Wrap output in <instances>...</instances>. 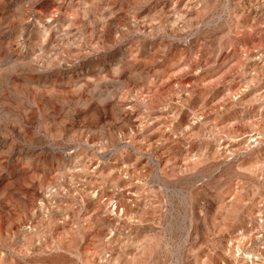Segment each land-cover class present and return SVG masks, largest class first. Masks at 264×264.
<instances>
[{
	"label": "rangeland",
	"instance_id": "374dc122",
	"mask_svg": "<svg viewBox=\"0 0 264 264\" xmlns=\"http://www.w3.org/2000/svg\"><path fill=\"white\" fill-rule=\"evenodd\" d=\"M97 1L0 0V264H264V0Z\"/></svg>",
	"mask_w": 264,
	"mask_h": 264
},
{
	"label": "bare ground",
	"instance_id": "6f19581e",
	"mask_svg": "<svg viewBox=\"0 0 264 264\" xmlns=\"http://www.w3.org/2000/svg\"><path fill=\"white\" fill-rule=\"evenodd\" d=\"M89 1H90V0H89ZM101 1H102V0H101ZM97 2H99V0H98ZM97 2H96V3H97ZM102 2H103V1H102ZM91 3H92V2H91ZM93 4H94V3H93ZM90 6H91V5H90ZM99 6H100V5H99ZM21 7H22V6H21ZM95 9H96V8H95ZM92 11H93V10H92ZM94 11H95V10H94ZM87 12H88V11H87ZM95 12H96V11H95ZM103 24H104V22H103ZM8 42H9V41H8ZM11 42H12V41H11ZM79 53H80V52H79ZM16 63H17V62H16ZM28 63H29V62H28ZM28 63H27V64H28ZM23 64H24V63H23ZM19 65H20V64H18V66H19ZM24 65H25V64H24ZM67 65H68V64H67ZM10 66H11V65H10ZM12 66H13V65H12ZM16 66H17V65H16ZM20 66H21V65H20ZM62 66H63V65H62ZM24 68H25V67H24ZM7 69H8V68H7ZM2 74H4V73L2 72ZM0 75H1V74H0ZM6 78H7V77H6ZM6 78H5V79H6ZM73 86H74V85H73ZM37 87H39V86H37ZM39 88H41V87H39ZM4 118H5V117H4ZM177 126H178V125H177ZM121 201H122V199H121ZM253 213H254V212H253ZM245 228H246V227H245ZM258 229H260V227H259ZM258 229H257V230H258ZM242 231H243V230H242ZM238 232H239V231H238ZM240 232H241V231H240ZM244 237H245V236H244ZM247 238H248V237H247ZM239 239H240V238H239ZM241 239H242V237H241ZM246 259H247V258H246Z\"/></svg>",
	"mask_w": 264,
	"mask_h": 264
}]
</instances>
